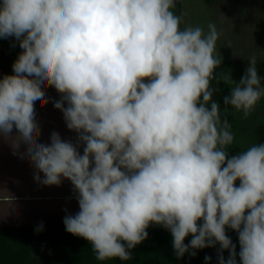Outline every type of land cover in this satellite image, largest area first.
Listing matches in <instances>:
<instances>
[{"label":"clouds","instance_id":"obj_1","mask_svg":"<svg viewBox=\"0 0 264 264\" xmlns=\"http://www.w3.org/2000/svg\"><path fill=\"white\" fill-rule=\"evenodd\" d=\"M175 4L2 0L0 38L15 37L23 51L14 74L0 78V136L14 154L26 145L19 155L38 183H72L79 212L64 218L66 231L89 241L99 261L130 260L156 224L171 232L178 258L218 243L230 253L219 264H237L230 228L241 264H264V144L229 156L231 125L213 100L220 34L212 23L207 34L181 29ZM261 79L254 57L239 82L225 76L235 85L223 96L225 111L248 117L264 97ZM47 87L61 94L54 107L83 154L57 132L38 143L36 102L48 103Z\"/></svg>","mask_w":264,"mask_h":264},{"label":"rangeland","instance_id":"obj_2","mask_svg":"<svg viewBox=\"0 0 264 264\" xmlns=\"http://www.w3.org/2000/svg\"><path fill=\"white\" fill-rule=\"evenodd\" d=\"M227 5L223 7L228 10L230 7ZM216 7L217 5H202L200 8H197L199 16L195 19L193 18L191 24L202 27L205 34L208 32L207 26L209 23L216 26L220 34L217 41H220L221 44V46L216 47V54L221 55L223 58V69L220 72L224 77L229 76L234 81L239 82L249 66V61L254 57L259 75L262 78L261 86L264 87V0H232L230 13L232 21L230 23L221 15L223 14L222 9V12L219 14ZM172 11L177 15L176 5ZM229 24L232 25V28H229ZM11 43L14 46H19V41L15 37L0 38L1 51L5 47H13ZM228 85L231 92V89L235 85L232 83H228ZM217 98L218 96L215 93L213 100L216 101ZM222 103L221 101L220 108L224 106ZM65 105L67 106L66 103ZM229 115V117H221L222 121L224 119L228 120L234 136L233 144L228 148L229 156L237 155L255 144H264V97H261L248 117H244L242 111L238 112L232 106L229 107ZM61 116L62 121H65L64 115ZM61 137H64L63 133ZM238 185L239 181H237ZM39 207L41 209L37 208V210L32 207L33 209H30V214L25 213L21 215L20 212L19 218L15 219V221L20 224H41L43 222L64 224V218L67 215L74 216L79 212L77 199L60 202L55 205L40 204ZM26 210H28V207ZM45 210L51 213L50 219L47 218L46 220L39 214Z\"/></svg>","mask_w":264,"mask_h":264},{"label":"trees","instance_id":"obj_3","mask_svg":"<svg viewBox=\"0 0 264 264\" xmlns=\"http://www.w3.org/2000/svg\"><path fill=\"white\" fill-rule=\"evenodd\" d=\"M222 64L215 70L212 86L219 89L216 94L223 102V96L228 95L230 89L220 72ZM223 107L220 114L225 118L226 106ZM39 226L0 225V264H219L220 255H223L225 261L230 255L229 250H221L217 243L214 247L194 250L195 256L190 254L193 251L190 249L183 257L178 258L171 232L163 226L151 224L147 229L148 238L129 250L130 260L121 261L116 258L99 261L91 243L67 232L65 225H46L42 231L37 232ZM226 234L235 245L237 264H241L238 233L228 228ZM191 239L192 236L189 235L184 243L190 244ZM206 256L210 260L206 261Z\"/></svg>","mask_w":264,"mask_h":264},{"label":"crops","instance_id":"obj_4","mask_svg":"<svg viewBox=\"0 0 264 264\" xmlns=\"http://www.w3.org/2000/svg\"><path fill=\"white\" fill-rule=\"evenodd\" d=\"M231 4L232 0H176L175 5L177 15L182 18L180 27L181 29H184L189 26L197 27L193 26L191 22H193V18L195 19L199 16L197 8H200L202 5H217L216 9L218 10V13L220 14L223 11V14L221 15H223L224 19H227L228 23H230L232 21L230 14L232 8ZM224 5L230 7L228 9L229 11L224 9ZM228 26L229 28H232V25L229 24ZM11 44L13 45V43ZM217 44L216 47L221 46L220 41H217ZM11 47H3V51L0 49V78L5 75L14 74L12 65L17 60L19 54L23 51L19 46L13 45L12 49ZM226 84L228 85V82H226ZM45 93V98L48 100V103L40 106V102H36V117L41 130L38 143L50 144V138L53 132L59 133L60 136L63 133L64 137L61 138L73 142V144H77L78 151L83 154L84 145L78 143V134L75 131H73L72 134V131L67 128L65 121H62L61 119L63 112L54 107L55 102L61 100V94L58 93L54 87H47ZM216 101L221 104V101L218 98ZM65 107L67 106L65 105ZM229 107L226 110L227 117L230 116ZM222 109L223 107L220 108V111ZM16 134V130L13 129L12 135L15 136ZM25 150L26 145L21 144L19 153H25ZM19 153L14 154L10 141L0 136V187L5 188L16 197L15 205L11 206L7 202L9 193L6 190L0 192V215H3V218H0V225H41L39 223L20 224L16 222L15 219L19 218L20 212L21 215L25 213L30 214V209H33L32 207L37 210V208H40V204L55 205L60 202L76 200L78 193L74 190L72 183L67 179L62 178V183L59 186H46L38 183L34 179V175L37 172L34 165L30 163L26 154L24 155V158L21 159ZM39 175L41 176V179H43V173H39ZM25 207H28V210H26ZM23 211L25 212L23 213ZM39 214H41L46 220L47 218H51V213L47 210ZM42 224L43 226L64 225L47 222H43Z\"/></svg>","mask_w":264,"mask_h":264}]
</instances>
